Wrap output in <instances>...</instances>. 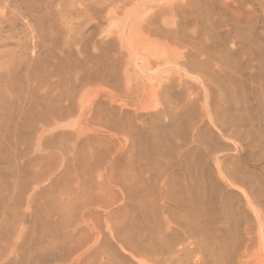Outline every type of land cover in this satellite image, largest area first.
<instances>
[{"label":"rangeland","instance_id":"374dc122","mask_svg":"<svg viewBox=\"0 0 264 264\" xmlns=\"http://www.w3.org/2000/svg\"><path fill=\"white\" fill-rule=\"evenodd\" d=\"M0 264H264V0H0Z\"/></svg>","mask_w":264,"mask_h":264},{"label":"bare ground","instance_id":"6f19581e","mask_svg":"<svg viewBox=\"0 0 264 264\" xmlns=\"http://www.w3.org/2000/svg\"><path fill=\"white\" fill-rule=\"evenodd\" d=\"M168 1V0H167ZM172 2V1H171ZM170 4V3H169ZM143 15V14H142ZM147 15H148V13H147ZM150 15V14H149ZM138 18V17H137ZM147 18H148V16H147ZM138 21V20H137ZM143 21H144V19H143ZM139 22V21H138ZM137 22V23H138ZM145 22H146V20H145ZM139 24H143V23H139ZM139 26H141V25H139ZM137 27H138V25H137ZM141 28V27H140ZM139 28V29H140ZM141 30V29H140ZM158 31V30H157ZM138 32V31H137ZM140 32V31H139ZM161 32V31H160ZM135 33H136V31H135ZM136 34H138V33H136ZM142 34V33H141ZM169 34V33H168ZM147 35H148V33H147ZM155 35V34H154ZM160 35V34H159ZM121 36V35H120ZM165 36H166V33H165ZM159 37V36H158ZM168 37H171L170 36V34H169V36ZM121 38V37H120ZM123 38V37H122ZM166 38V37H165ZM172 40H173V42H179V38H172ZM121 41V40H120ZM127 43V42H126ZM128 46H130V45H128ZM135 46V45H134ZM160 46V45H159ZM158 48V47H157ZM138 49V48H137ZM127 52V51H126ZM148 53V52H147ZM156 53V52H155ZM129 54V53H128ZM152 55V54H151ZM162 55V54H161ZM133 56V55H132ZM179 58V57H178ZM181 58V57H180ZM156 60V59H155ZM154 60V61H155ZM134 65V64H133ZM177 65V64H176ZM187 67V66H186ZM176 74V73H175ZM231 74V73H230ZM178 76V75H177ZM221 84V83H220ZM146 95V94H145ZM121 105V104H120ZM228 130V129H227ZM190 227V226H189Z\"/></svg>","mask_w":264,"mask_h":264}]
</instances>
